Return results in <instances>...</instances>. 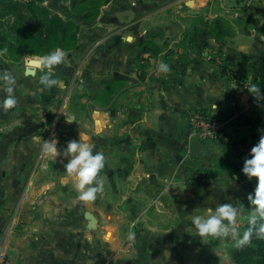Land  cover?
Returning a JSON list of instances; mask_svg holds the SVG:
<instances>
[{
  "label": "crops",
  "instance_id": "crops-1",
  "mask_svg": "<svg viewBox=\"0 0 264 264\" xmlns=\"http://www.w3.org/2000/svg\"><path fill=\"white\" fill-rule=\"evenodd\" d=\"M113 2L107 13L113 23L87 28L75 51L55 67L62 86L46 89L40 83L41 58L13 71L18 103L0 109V241L7 260L234 264L235 240L197 235L184 244L186 249L180 238L166 235L174 240L169 253L163 251L166 240L159 241L160 249L149 240L147 259L139 256L127 239L130 228L123 224L120 203L137 197L172 201L170 208L155 211L176 215L183 201L185 213L193 217L230 202L239 209L242 230L257 178L249 181L241 172L245 155L232 146L249 137L243 114H256L258 136L264 129V0H126L117 18ZM218 23L225 24L221 30ZM162 63L167 71L160 69ZM5 86L0 79V100L7 95ZM253 94L262 97L249 111ZM196 110L231 120L227 141H201L205 154L191 155L188 122ZM79 138L105 156L98 174L103 191L94 201L79 200L74 177L64 168L68 157L41 150L44 140L53 139L62 153L67 142ZM219 167L199 194H147V184H158L154 187L162 192L182 178L192 184L195 173ZM87 211L96 218L95 228H88ZM161 229L195 233L191 221ZM184 253L195 262L185 263Z\"/></svg>",
  "mask_w": 264,
  "mask_h": 264
},
{
  "label": "clouds",
  "instance_id": "clouds-1",
  "mask_svg": "<svg viewBox=\"0 0 264 264\" xmlns=\"http://www.w3.org/2000/svg\"><path fill=\"white\" fill-rule=\"evenodd\" d=\"M67 53L61 49L55 50L44 55L41 60L42 75L40 83L46 89L54 86H62L59 79L54 75L55 67L65 61ZM160 69L168 70L167 64H160ZM46 69V72L44 71ZM0 79L6 82L4 91L7 95L0 100V109L8 111L13 109L18 103L15 95V78L5 71ZM253 86V91H255ZM213 107L216 109V104ZM70 122V121H69ZM261 133L260 138L254 144L244 158L241 172L251 181L257 178L256 186L252 192L248 193V201L251 205V213L247 217L248 227L241 233L238 227L239 209L232 203H221L215 208H207L205 215H194L192 226L195 228V235L200 238H232L235 240L237 248L250 244L253 236L256 239L264 240V129H258ZM95 145L85 142L82 139H73L67 142L62 153L58 150L56 140H44L41 150L44 154L57 158L59 155L68 157L64 164L69 176L74 177V187L81 201H94L98 193L103 191L102 181L98 179V174L105 167V156L100 151H94ZM47 167V165H45ZM135 232L129 230L127 239L135 240Z\"/></svg>",
  "mask_w": 264,
  "mask_h": 264
},
{
  "label": "rangeland",
  "instance_id": "rangeland-1",
  "mask_svg": "<svg viewBox=\"0 0 264 264\" xmlns=\"http://www.w3.org/2000/svg\"><path fill=\"white\" fill-rule=\"evenodd\" d=\"M111 1L112 0H40V4L48 7L51 11L60 15L65 21L73 24L72 30H76L77 37L74 41L67 43L63 48H61L67 54H69L75 51L80 43L82 35L85 36L87 34V28L90 29L94 27L96 23H113L111 18L112 15L107 14L112 10ZM125 1L126 0H114V16L116 18L119 17L120 14H124L125 8L123 6V2ZM55 49L56 48H54L53 50ZM18 54L19 52L17 51H14L13 53L7 52L6 55L0 53L1 76L5 71L13 74V71L19 66L23 65L25 61L29 62L30 66H33V64H31L29 61L30 59L34 60L35 62L38 58H42L44 56L33 55L29 53H26L24 55ZM76 64L77 62L74 63L73 68L76 67ZM36 102L40 107L41 103L39 102V100H36ZM221 168L219 167L218 169H212V171L219 173ZM208 179L209 175H207V170H205L203 172L195 173L192 176V184L188 182V178H186V180L182 178L180 180L181 182L175 183L172 188H169L168 190L163 189L162 192H160L158 188L154 187L158 186V184L152 186H149V184H147V194H199L200 192L198 189H201V184H206ZM191 188L195 189L196 192L191 191ZM183 203V201L178 203V206L180 207L176 209V215L169 214V212L160 213L159 211H155L157 209H166L167 207L170 208L169 205L175 204L172 203V201L161 202L160 200H153L151 203H149L147 201V198L137 197L136 199H129L120 203L121 209L124 212L123 224L130 228L131 231H134L136 234L135 240H133V245L135 247V251L137 253L139 252V256L147 259V241L149 242V240L152 241V246L156 249L162 248L161 243L159 244V241L161 239L166 240V246H163V251H167L166 253H169V251L171 250L170 248L173 247V244L169 243H172V241L174 240H171L168 237L167 239H165L166 235H171L173 237L176 236L180 238V240L183 241L182 247H184L185 249L188 245H190V241L196 240V235L193 232H186L184 234L164 233L161 229L163 227L172 228L177 224H185L192 221V216L185 213L184 210H186V207H184L185 205H182ZM147 212H156V214L151 216V214ZM151 225L156 226L157 229H150L149 226ZM225 239L229 240L231 238ZM232 242L230 243L232 244ZM167 244L171 246L167 248ZM184 244H186L187 246H184ZM232 248H235V242ZM183 257L185 263H191L192 260V262H195L191 257V254L189 253H184Z\"/></svg>",
  "mask_w": 264,
  "mask_h": 264
},
{
  "label": "trees",
  "instance_id": "trees-1",
  "mask_svg": "<svg viewBox=\"0 0 264 264\" xmlns=\"http://www.w3.org/2000/svg\"><path fill=\"white\" fill-rule=\"evenodd\" d=\"M224 25L218 23L217 29L221 30ZM72 28V23L40 4V0H0L1 54L17 51L21 55H46L54 48H63L76 39V30ZM240 120L249 125L250 131L249 137L243 141L249 140L256 144L260 138L255 130L258 121L256 114L253 111L251 116L243 114ZM231 168L235 169L236 166L233 164ZM207 175L214 179L217 173L207 170ZM247 227L246 222L242 232ZM230 257L234 264H264V240L253 236L250 244L241 248L235 246Z\"/></svg>",
  "mask_w": 264,
  "mask_h": 264
},
{
  "label": "built area",
  "instance_id": "built-area-1",
  "mask_svg": "<svg viewBox=\"0 0 264 264\" xmlns=\"http://www.w3.org/2000/svg\"><path fill=\"white\" fill-rule=\"evenodd\" d=\"M261 95L253 94V100L250 104L249 111L253 109L260 100ZM242 111L233 114V119H237L242 114ZM230 119L218 117L217 115L210 114L201 110L193 111L189 116L188 131L190 136H197L200 141H214L225 142L227 141V129ZM253 142L239 141L233 144V149L236 152L247 155L250 148L254 145ZM0 264H9L4 249V242L0 241Z\"/></svg>",
  "mask_w": 264,
  "mask_h": 264
},
{
  "label": "water",
  "instance_id": "water-1",
  "mask_svg": "<svg viewBox=\"0 0 264 264\" xmlns=\"http://www.w3.org/2000/svg\"><path fill=\"white\" fill-rule=\"evenodd\" d=\"M27 74L32 75L33 70L30 68H27L26 70ZM189 153L191 155H200V154H205V149L203 147V143L199 140L197 136H190L189 140ZM85 218L87 219L88 222V228H95L96 226V218L91 212H85Z\"/></svg>",
  "mask_w": 264,
  "mask_h": 264
}]
</instances>
